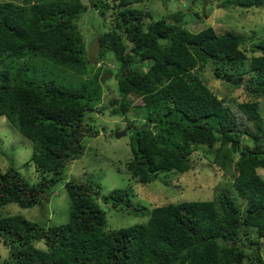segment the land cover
Instances as JSON below:
<instances>
[{
  "label": "trees",
  "instance_id": "trees-1",
  "mask_svg": "<svg viewBox=\"0 0 264 264\" xmlns=\"http://www.w3.org/2000/svg\"><path fill=\"white\" fill-rule=\"evenodd\" d=\"M143 1L89 0L100 17L114 10V28L95 30L89 37L80 23L86 11L82 0L0 1V116L33 141L31 161L44 174L33 185L12 166L0 170V237L11 245L9 264H264L260 241L250 240L254 246L247 253L238 238L240 230L247 235L249 228L264 237V178L257 171L264 168L259 101L219 98L198 74L210 62L216 78L251 97L264 96V33L250 44L252 52L261 53L248 60L241 34L216 32L212 26L191 31L184 26L182 9L146 22L151 12L134 7ZM233 4L264 6V0ZM94 35L99 60L110 59L115 66L122 98L118 107L113 98L103 107L125 112L132 96L142 100L134 115L141 113L144 120L130 127L131 176L148 183L160 172H186L192 166L190 154L204 147L217 167L231 170L233 186L246 201L243 210L220 191L215 200L154 206L146 211V222L107 230L106 212L98 203L100 187L68 180L64 224L46 225L1 211L9 203L21 208L42 203L64 179L70 162L84 154L83 139L99 134L88 120L104 93L98 72L88 69ZM101 198L116 210L144 214L125 188Z\"/></svg>",
  "mask_w": 264,
  "mask_h": 264
},
{
  "label": "rangeland",
  "instance_id": "rangeland-1",
  "mask_svg": "<svg viewBox=\"0 0 264 264\" xmlns=\"http://www.w3.org/2000/svg\"><path fill=\"white\" fill-rule=\"evenodd\" d=\"M15 1L23 2V0ZM82 1L86 6V11L80 19L84 35L89 37L95 30L102 32L114 28L111 20L114 14L112 8L100 17L97 9L91 6L89 0ZM134 7L144 8L151 12V18H147L146 22L163 16L167 12L182 9L185 11L184 26L189 30L198 31L206 26H212L216 32L231 30L243 37L241 48L246 50L248 60L251 56L261 53L260 51L252 52L250 44L257 41L264 33V6H235L233 0H145L134 4ZM127 46L129 47L130 44L127 43ZM147 64L149 60L142 62L140 66L145 70ZM247 65L248 61H246ZM88 67L90 71L98 72L100 80L104 73L112 74L111 77L106 78L104 83L100 81L104 93H108L105 100L88 115V120L99 129V134L96 137L83 139L84 154L70 162L64 172V179L54 186L51 193L43 198L42 203L30 208H21L15 203H9L1 208L3 213H20L30 220L46 225L66 223L69 216V195L64 184L68 180L78 183L90 182L100 187L98 203L106 212L107 230L146 222L154 206L181 201L215 200L220 191L226 192L243 210L246 201L238 195L233 186L231 170L226 172L217 167L204 147L197 148L190 154L192 166L186 172H160L156 179L148 183H140L132 177L127 169V162L132 157L133 128L130 127L137 126L140 121L144 120L141 113L138 117L134 115L137 111L136 106L140 105L142 100L132 96L129 102L131 107L125 112L118 110L117 113H113L114 106L112 105L104 108L103 105H108L110 98L116 99V107L120 105L122 98L117 88L118 73L110 59L103 58L96 66L90 63ZM198 74L219 98L238 102L258 100L259 112L264 119V96L251 97L242 87L235 88L226 79L216 78L212 73L210 62L199 69ZM248 76V73L245 74L244 80ZM115 129L126 130V133L115 137L111 135ZM32 150L33 141L21 134L6 117L0 116V170L5 171L12 166L30 184H37L44 174L39 172L31 161ZM237 156L238 154L235 155ZM257 171L264 178V168H258ZM114 188L127 189L132 201L144 207V214L119 211L112 208L109 203H105L101 197ZM238 238L246 247L247 253H251V248L254 246L250 240L260 241L262 245L260 251L264 259V237H258L254 228H249L247 235L240 230ZM236 241L239 242V240ZM34 244L39 248H45L43 241H36ZM10 250L11 245L0 237V264L10 263ZM245 262L248 263L249 259L246 258Z\"/></svg>",
  "mask_w": 264,
  "mask_h": 264
},
{
  "label": "water",
  "instance_id": "water-1",
  "mask_svg": "<svg viewBox=\"0 0 264 264\" xmlns=\"http://www.w3.org/2000/svg\"><path fill=\"white\" fill-rule=\"evenodd\" d=\"M100 50V42L98 40V35L94 36L93 39L90 41L89 45H88V59L91 63H95L96 61H99V57H98V53ZM112 74L110 73H104L102 78H101V82L104 83L107 77H111ZM108 93H103L102 95V100L104 101L106 96ZM126 133V130H118L115 129V131L113 132V134L115 137H120L121 135H124Z\"/></svg>",
  "mask_w": 264,
  "mask_h": 264
}]
</instances>
